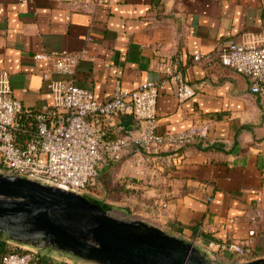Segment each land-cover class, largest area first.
<instances>
[{
	"label": "crops",
	"instance_id": "0c3cea01",
	"mask_svg": "<svg viewBox=\"0 0 264 264\" xmlns=\"http://www.w3.org/2000/svg\"><path fill=\"white\" fill-rule=\"evenodd\" d=\"M85 1L0 0V69L10 73L13 96L25 108L51 105L42 77L49 71L51 79L71 80L105 101L117 83L130 90L160 80L162 69L177 64L195 94L179 102L166 82L157 98L156 132L206 125V134L189 145H168L144 163L137 164L136 151L104 163L93 187L96 200L185 238L213 264L264 258V106L242 74L216 59L193 60L239 42L244 32L264 30V0ZM62 50L86 52L71 75L33 58ZM98 127L117 137L136 132L139 122L121 114ZM249 229L254 235L244 258L209 250L210 242L246 239ZM39 260L84 264L50 249Z\"/></svg>",
	"mask_w": 264,
	"mask_h": 264
},
{
	"label": "built area",
	"instance_id": "2783aa9c",
	"mask_svg": "<svg viewBox=\"0 0 264 264\" xmlns=\"http://www.w3.org/2000/svg\"><path fill=\"white\" fill-rule=\"evenodd\" d=\"M74 4L87 2L72 0ZM85 51L67 50L36 53L37 61H48L50 70L71 75ZM221 65L245 76L250 91L264 106V30L244 32L239 42L223 44L204 56L194 55V61ZM160 80H147L130 90L117 83L111 97L99 101L90 90L71 80L51 79L49 71L42 77L52 95L51 105L25 108L12 94L10 73L0 69V171L83 194L97 182L98 169L104 163L117 162L129 151L139 152L138 163L147 162L168 145L192 144L207 132L206 125H193L181 131L157 133L156 103L166 82L174 86V94L182 102L195 94L177 64L162 69ZM121 114L132 115L138 122L136 132L108 137L98 127L103 118ZM208 201L211 198L207 199ZM259 212L251 216L255 223ZM254 230L240 241L210 242L209 250L233 253L244 258L251 251ZM11 252L0 264H37L42 249L10 242Z\"/></svg>",
	"mask_w": 264,
	"mask_h": 264
},
{
	"label": "water",
	"instance_id": "95a60500",
	"mask_svg": "<svg viewBox=\"0 0 264 264\" xmlns=\"http://www.w3.org/2000/svg\"><path fill=\"white\" fill-rule=\"evenodd\" d=\"M129 215L125 207L0 171V235L8 242L92 264H213L185 238ZM237 264H264V258Z\"/></svg>",
	"mask_w": 264,
	"mask_h": 264
},
{
	"label": "rangeland",
	"instance_id": "374dc122",
	"mask_svg": "<svg viewBox=\"0 0 264 264\" xmlns=\"http://www.w3.org/2000/svg\"><path fill=\"white\" fill-rule=\"evenodd\" d=\"M85 196H87L88 198H90L91 200H93V201H97L96 200V195L98 194V192H97V190L96 191H94V189H93V187L92 188H90V189H88V190H86L84 193H83ZM121 202V201H120ZM104 205H106V203L104 204ZM112 213L115 215V216H118V217H121V214H120V212H118V211H115V210H112ZM129 217L130 218H136L135 216H130L129 215ZM84 264H92V263H90V262H86V261H83V260H81Z\"/></svg>",
	"mask_w": 264,
	"mask_h": 264
},
{
	"label": "trees",
	"instance_id": "16d2710c",
	"mask_svg": "<svg viewBox=\"0 0 264 264\" xmlns=\"http://www.w3.org/2000/svg\"><path fill=\"white\" fill-rule=\"evenodd\" d=\"M10 252H11L10 243L8 242L6 237H4L3 235H0V260L2 259V257L4 255H6V254H8Z\"/></svg>",
	"mask_w": 264,
	"mask_h": 264
}]
</instances>
